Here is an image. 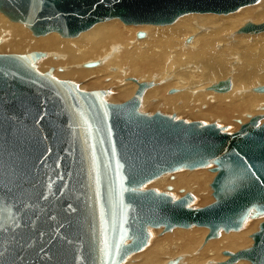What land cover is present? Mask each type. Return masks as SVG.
<instances>
[{"label":"water","instance_id":"1","mask_svg":"<svg viewBox=\"0 0 264 264\" xmlns=\"http://www.w3.org/2000/svg\"><path fill=\"white\" fill-rule=\"evenodd\" d=\"M258 0H0V13L35 36L75 37L117 18L125 25H167L184 14H228ZM264 31L249 23L239 34ZM138 38L144 33L138 32ZM27 59L0 55V264H115L147 241V226L237 229L250 206L264 211V123L255 118L232 134L136 112L146 84L121 104L105 91L84 92ZM226 93L229 79L209 87ZM264 93V86L253 89ZM172 92V91H171ZM220 166L211 187L217 200L187 209L137 187L180 165ZM134 237L129 246H122ZM249 250L228 263L264 264V222ZM228 254V253H226ZM177 259L167 264H176Z\"/></svg>","mask_w":264,"mask_h":264},{"label":"bare ground","instance_id":"2","mask_svg":"<svg viewBox=\"0 0 264 264\" xmlns=\"http://www.w3.org/2000/svg\"><path fill=\"white\" fill-rule=\"evenodd\" d=\"M249 23H264V0L228 14H184L167 25H137L134 29L114 18L69 38L57 32L35 36L23 23L0 13V55L18 54L27 59L36 53L28 67L38 75L49 72L57 81L74 83L80 91L111 87L113 94L105 92L103 96L107 104L124 103L145 83L137 113L174 114L185 122L215 123L218 129L226 128L220 129L222 133L232 134L252 118L259 126L264 123V110H257L264 109V93L253 90L264 86V31L239 34L238 30ZM137 32H144V36L138 38ZM127 78L132 81L125 82ZM226 78L231 82L228 92L209 89ZM162 79L165 84L154 86ZM233 117L240 123H231ZM219 170L216 159L195 169L183 164L129 189L134 193L152 191L170 197L172 202L189 195L186 208L198 209L216 201L211 184ZM238 222L237 229L219 228L215 241L206 238L207 227L194 224L186 229L172 226L168 231L162 225L147 226L146 244L115 264H167L174 259L176 264L228 261L236 252L253 246L264 211L250 206ZM133 241L134 237L127 238L122 246ZM218 242L224 245L218 247ZM219 252L228 254L218 257ZM244 263L253 264L248 259Z\"/></svg>","mask_w":264,"mask_h":264},{"label":"rangeland","instance_id":"3","mask_svg":"<svg viewBox=\"0 0 264 264\" xmlns=\"http://www.w3.org/2000/svg\"><path fill=\"white\" fill-rule=\"evenodd\" d=\"M257 3V2H256ZM251 5H253V4H251ZM247 6H249V5H247ZM244 7V6H243ZM231 13V12H230ZM8 18V17H7ZM9 19V18H8ZM106 22V21H105ZM121 22V21H120ZM122 23V22H121ZM123 25H125L124 23H123ZM125 26H127V25H125ZM129 28H131V29H134V28H137V25H129L128 26ZM204 30H206V28H204ZM138 33V32H137ZM144 33V32H143ZM47 34V33H46ZM189 41H190V39H188ZM186 42H187V40H186ZM106 46V45H105ZM37 51H41V50H37ZM14 56H17L18 54H13ZM22 55V54H21ZM167 63V62H166ZM234 63L235 64H237V61H234ZM45 66H46V64H44V63H42V68H45ZM127 71V70H126ZM230 77V76H229ZM228 78V77H227ZM226 78V79H227ZM125 82H127V81H132L131 79H125L124 80ZM168 81H170V77H169V79H168ZM104 83L105 84H107L108 83V81L107 80H104ZM166 82H164L163 81V79L162 80H158L157 81V83H155L154 84V86H160V85H162V84H165ZM74 84V83H73ZM90 91H102V90H90ZM84 92H87V91H84ZM89 92V91H88ZM105 92L107 93V96L108 95H111V93L113 94V92H114V89L113 88H108L107 90H105ZM168 94V93H167ZM103 99V98H102ZM104 101V100H103ZM105 102V101H104ZM106 103V102H105ZM119 104H121V102L119 103ZM257 110H264V109H257ZM136 112H137V110H136ZM139 114V113H138ZM155 114V113H154ZM140 115H145V116H148V117H150L151 115H147V113H142V114H140ZM159 115H161V114H159ZM161 116H166V117H168V118H171L173 121H176V120H182L183 122H185L184 121V119L183 118H176L175 117V115L174 114H171L170 116H167V115H161ZM244 117H247L246 115H244ZM234 118H236V117H233L232 118V120H231V123L233 122L234 124H238V123H240V121H238L237 122V120H239V118H237V119H234ZM241 119V118H240ZM189 122H197V123H199L202 127H204V126H208V125H214V126H216V124L215 123H210V124H203L202 122H200V121H187V122H185V123H189ZM249 122V121H248ZM224 130V129H226V128H223V127H219V130ZM220 130V131H221ZM238 131V130H237ZM225 133V132H224ZM226 134H228L227 132H226ZM214 172H216V170H214ZM130 188H133V187H130ZM128 191H130V192H132V193H134L133 191H131L129 188H128ZM212 198L214 199V200H217V198L215 197V195H213L212 196ZM208 204H210V203H207L206 205H208ZM205 206V205H204ZM204 206H201V208L202 207H204ZM198 209H200V208H198ZM186 229V228H185ZM207 238V237H206ZM219 237H218V235L216 234V236L215 237H210V239H212V240H217ZM224 243V242H223ZM223 243H220V242H218L217 243V246L218 247H221V246H223L224 244ZM223 248V247H222ZM213 249H215L214 251H213V254L212 255H214L215 253H216V247L215 246H213ZM217 249H219V248H217ZM197 252L198 251H195V252H193L194 253V255H197ZM205 255L206 256H210L211 254H206V252H205ZM218 257H223V256H225V255H227V254H225V253H221V252H219L218 254ZM190 256V255H189ZM217 259V258H216ZM206 260H209V259H206ZM224 260H221V261H218L216 264H229L227 261H225V262H223ZM246 261V259H242V260H237V261H235L234 263H230V264H245L244 262ZM209 262H207V261H205L204 263H202V264H208ZM247 264V263H246Z\"/></svg>","mask_w":264,"mask_h":264}]
</instances>
